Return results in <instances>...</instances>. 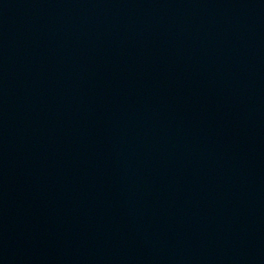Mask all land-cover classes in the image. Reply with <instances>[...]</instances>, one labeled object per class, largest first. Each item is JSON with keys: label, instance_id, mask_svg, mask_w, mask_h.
I'll list each match as a JSON object with an SVG mask.
<instances>
[{"label": "water", "instance_id": "obj_1", "mask_svg": "<svg viewBox=\"0 0 264 264\" xmlns=\"http://www.w3.org/2000/svg\"><path fill=\"white\" fill-rule=\"evenodd\" d=\"M0 264H264V0H0Z\"/></svg>", "mask_w": 264, "mask_h": 264}]
</instances>
